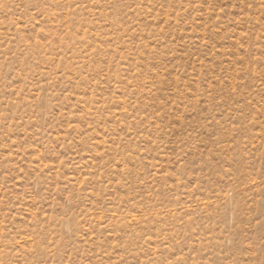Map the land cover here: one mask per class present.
Returning a JSON list of instances; mask_svg holds the SVG:
<instances>
[{"label":"rangeland","instance_id":"1","mask_svg":"<svg viewBox=\"0 0 264 264\" xmlns=\"http://www.w3.org/2000/svg\"><path fill=\"white\" fill-rule=\"evenodd\" d=\"M0 264H264V0H0Z\"/></svg>","mask_w":264,"mask_h":264}]
</instances>
